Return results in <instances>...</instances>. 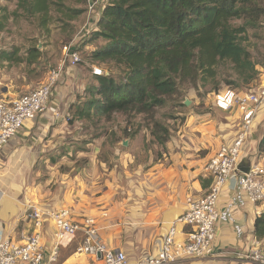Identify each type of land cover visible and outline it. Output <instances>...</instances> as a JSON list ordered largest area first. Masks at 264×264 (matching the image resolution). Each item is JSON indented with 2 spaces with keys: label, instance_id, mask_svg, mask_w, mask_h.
Masks as SVG:
<instances>
[{
  "label": "crops",
  "instance_id": "obj_1",
  "mask_svg": "<svg viewBox=\"0 0 264 264\" xmlns=\"http://www.w3.org/2000/svg\"><path fill=\"white\" fill-rule=\"evenodd\" d=\"M98 20L96 18L93 25L96 26ZM9 52L10 49L0 47V73L12 63L4 58ZM25 63L28 67L36 65L35 68L41 71L46 60L38 58L30 66L27 61ZM79 67L66 66L63 79L54 91L56 112L62 116L55 119L52 113L45 112L26 124L0 160V239L20 242L22 236L33 231L32 222L25 216L30 207L42 212L67 209L75 218L95 219L102 241L110 248L123 251L130 264H139L144 257L156 255L172 226H176L177 240L182 239L183 231L188 228L176 221L185 212L189 198L200 199L207 194L212 180L204 168L218 148L235 137L239 114L219 110V122L217 119L203 120L208 116H192L179 131V136H170L163 145V159L149 160L135 174L123 173L121 169L126 162L131 163L130 155H121L117 160L119 164L112 168L97 160L95 165L93 161L87 169L85 167V171L78 168L73 174L62 172L68 162L76 161L66 157H71L66 143H54L50 138L66 130L71 103L74 104L75 99L67 93L74 90V83L82 84L86 77L84 73L82 77ZM89 74L93 76L92 71ZM3 76L0 74V96L14 98L29 91L28 86L25 90L21 87L16 93L12 92L15 88L13 80L4 81ZM41 77L42 74L36 78ZM260 84L264 85L262 78ZM251 131L240 166L244 164L248 168L254 163L264 168V152L259 151L264 139V103ZM51 145L68 152L59 154L61 158H54L50 153ZM39 166L41 170H47L40 173ZM217 210L220 218L215 228L213 254L188 259L184 264H254L247 256L256 245L264 250V237L257 239L254 234L255 221L264 214V203L256 206L234 182H227L221 188ZM53 234V224L45 218L46 254L52 250ZM82 239V234L78 233L75 238L63 241L54 264H104L100 257L77 252Z\"/></svg>",
  "mask_w": 264,
  "mask_h": 264
},
{
  "label": "trees",
  "instance_id": "obj_2",
  "mask_svg": "<svg viewBox=\"0 0 264 264\" xmlns=\"http://www.w3.org/2000/svg\"><path fill=\"white\" fill-rule=\"evenodd\" d=\"M66 2L83 5L87 0H19L17 8L28 16L42 15L43 22L52 6L69 12L72 20L82 15V9L67 8ZM261 17L264 10L253 0H108L83 45L103 42L90 52L91 64L122 68L123 80L116 82L110 75L91 78L86 96L71 106L69 124L98 116L109 118L114 113L149 112L162 106L178 83L214 77L221 62H231L241 83L249 86L258 72L242 43L247 40V29L254 28ZM237 20L242 25H234ZM6 21L5 16L0 18V32ZM13 55L9 52L4 58L12 62ZM41 57L46 60L34 47L28 52L27 64ZM260 66L264 69V64ZM231 84L238 87L236 82ZM157 127L161 130L153 131V136L164 145L169 130ZM259 151L264 152V139ZM254 234L257 239L264 237V214L256 219Z\"/></svg>",
  "mask_w": 264,
  "mask_h": 264
},
{
  "label": "rangeland",
  "instance_id": "obj_3",
  "mask_svg": "<svg viewBox=\"0 0 264 264\" xmlns=\"http://www.w3.org/2000/svg\"><path fill=\"white\" fill-rule=\"evenodd\" d=\"M107 1L87 0V3L83 5L66 2L67 8L83 10L82 15L74 20L68 18L70 13L66 10H58L56 6H52L45 22H43L42 15L28 16L21 8H17L19 0L0 1V8L5 10L0 12V18L2 16L7 18L5 28L0 32V47L8 48L14 54V61L9 64L8 69L0 74L6 76H3L4 81L13 80L15 88L12 92L16 93L21 87H25V90L28 86L30 87L28 90H31L44 83L49 70L57 67L63 61V49L67 46H72L71 48L74 50L77 48L81 60L78 64L80 67H78L83 71H81L82 77L84 74L86 76L83 78L82 84L80 82L74 83V90H69L67 93L75 96L74 104L71 103V105L78 104L86 96L85 88L93 82H91V78L95 77L89 74L93 68L101 70L103 76L110 75L116 82H121L123 80L122 68L117 69L113 64H91L89 60L91 50L103 42L97 40L88 45H83V41L89 40V36L93 32L92 29H96L93 24L96 22V18H100V9ZM253 1L264 10V0ZM242 23V20L233 22L236 26L242 25ZM246 34L247 40L243 41L242 44L251 53L258 72L249 86L241 83L242 79L235 72L233 64L227 61L216 66L215 76L212 78L200 76L194 83H178L176 92L165 97V103L162 106L149 112L114 113L109 118L98 116L92 117L90 120L87 118L75 120L70 124L69 116L66 130L55 133L50 138L54 143L58 141L66 143L67 147H70L71 153V157L70 155L66 157L76 161V163L68 162V165H65L61 171L72 172V174L73 170L78 168L85 171L93 161L95 165L97 160L98 163L101 162L108 168H112L119 164L117 160L121 155H130L132 157L131 163L126 162V166L124 165L125 167L121 169L123 173L135 174L136 171L140 170L141 165L148 163L149 160L159 161L164 157L165 151L162 149L164 146L156 142L153 136V131L161 130L157 126L167 128L170 137L179 136V131L195 115L208 116L203 119L205 121L217 119L216 122H219L220 115L219 110L214 106V94L226 88L250 91L260 85L261 78L264 82V69L260 66V64H264V17L259 19L254 28H248ZM34 47L46 58V64L42 66L41 71L35 68L36 65L35 67H28L25 63L28 52ZM18 59L22 62H17ZM41 74V79H37L36 77L41 76ZM28 76L29 78H27ZM22 78L26 81H23ZM232 82H236L238 87L234 88ZM68 86H70V82ZM186 101L189 102L188 106L185 105ZM55 103L53 94L51 108H57ZM45 140L47 141V138ZM59 147L61 146L59 145ZM50 148L51 156L54 158H61L59 154L68 152L63 151L65 149L58 150V147L52 148V145ZM57 150L59 152L55 154ZM77 157L78 160H76ZM45 170L47 169L41 170L39 166L40 173Z\"/></svg>",
  "mask_w": 264,
  "mask_h": 264
},
{
  "label": "built area",
  "instance_id": "obj_4",
  "mask_svg": "<svg viewBox=\"0 0 264 264\" xmlns=\"http://www.w3.org/2000/svg\"><path fill=\"white\" fill-rule=\"evenodd\" d=\"M71 47H64L63 61L49 70L44 83L14 98L0 96V160L26 124L45 112L52 113L55 119L60 117L56 108H51L54 91L64 76L65 67H75L81 61L79 53ZM96 73L94 70L93 74ZM263 103L264 85L261 84L250 91L226 88L214 94L216 109L239 114L235 137L222 144L204 168L212 180L207 194L200 199L189 198L185 212L177 219L178 224L188 228L183 231L182 239L177 240L176 226H172L156 255L144 257L139 264H184L191 258L212 255L215 228L220 218L217 202L221 188L227 182H234L256 206L264 203V168L254 163L247 172L240 168L242 154L252 135L253 122ZM25 216L32 222L33 231L22 236L20 242L0 239V264H54L63 241L75 238L78 233L83 236L78 253L100 257L104 264H130L123 251L110 248L102 241L93 218H75L67 209L42 212L34 207H30ZM45 218L54 227L49 254H46L43 239ZM247 258L254 264H264V250L256 245Z\"/></svg>",
  "mask_w": 264,
  "mask_h": 264
},
{
  "label": "clouds",
  "instance_id": "obj_5",
  "mask_svg": "<svg viewBox=\"0 0 264 264\" xmlns=\"http://www.w3.org/2000/svg\"><path fill=\"white\" fill-rule=\"evenodd\" d=\"M94 70H96V74H93V71ZM92 74L94 75V76H103V73H102V71L101 70H99V69H97V68H93L92 69ZM108 75V74H107Z\"/></svg>",
  "mask_w": 264,
  "mask_h": 264
},
{
  "label": "water",
  "instance_id": "obj_6",
  "mask_svg": "<svg viewBox=\"0 0 264 264\" xmlns=\"http://www.w3.org/2000/svg\"><path fill=\"white\" fill-rule=\"evenodd\" d=\"M189 102L186 101L185 102V105L188 106ZM241 170L244 171V172H247L248 171V168L244 167V164H242V166H240Z\"/></svg>",
  "mask_w": 264,
  "mask_h": 264
}]
</instances>
